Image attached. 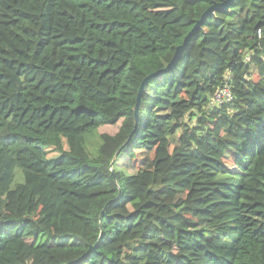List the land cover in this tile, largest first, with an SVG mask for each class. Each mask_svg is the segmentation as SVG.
Wrapping results in <instances>:
<instances>
[{"label":"trees","instance_id":"1","mask_svg":"<svg viewBox=\"0 0 264 264\" xmlns=\"http://www.w3.org/2000/svg\"><path fill=\"white\" fill-rule=\"evenodd\" d=\"M222 1L0 0V264H264V0L209 16L129 140Z\"/></svg>","mask_w":264,"mask_h":264},{"label":"water","instance_id":"2","mask_svg":"<svg viewBox=\"0 0 264 264\" xmlns=\"http://www.w3.org/2000/svg\"><path fill=\"white\" fill-rule=\"evenodd\" d=\"M234 0H224L221 3H215L213 4L211 7H209V9H207V11L202 15L201 19H199L197 21V23L194 25V27L191 29V31L186 35L183 43L181 45H179L173 55V58L171 59V61L167 64V66L157 72L151 73L150 75H148L147 77H145V79L142 81L139 92H138V97H137V104L135 106V114H136V123H135V128L133 130V132L131 133L129 140L131 139V137L134 135V133L136 132L137 128H138V124H139V117H140V113H139V107H140V98L141 95L146 87V85L155 77L163 75L167 72H169L170 70H172V68L176 65V63L178 62L181 53L183 52V50L185 49V47L188 45V43L190 42L191 38L194 36V34L198 31V29L203 25V23L209 18V16L213 13H215L217 10L220 9H224V8H229V6L233 3ZM129 140L125 143V145L129 142ZM122 149V148H121ZM121 149L118 150V152L116 153V155L114 156V159L111 162V167L114 166L116 158L118 153L121 151Z\"/></svg>","mask_w":264,"mask_h":264},{"label":"rangeland","instance_id":"3","mask_svg":"<svg viewBox=\"0 0 264 264\" xmlns=\"http://www.w3.org/2000/svg\"><path fill=\"white\" fill-rule=\"evenodd\" d=\"M121 122L122 120H120L115 125H103L98 130L86 134L85 147L90 155H96L98 152V148L101 143V138L99 136V133L115 134L119 130ZM56 154L57 153L54 151L50 153V155H56ZM126 161H127V158L123 157L118 161V164L124 165ZM16 171H17L16 183L23 182L25 180L23 171L21 169H16Z\"/></svg>","mask_w":264,"mask_h":264},{"label":"built area","instance_id":"4","mask_svg":"<svg viewBox=\"0 0 264 264\" xmlns=\"http://www.w3.org/2000/svg\"><path fill=\"white\" fill-rule=\"evenodd\" d=\"M246 59H249L247 57ZM233 99V92L229 85L225 84L213 96L212 102L216 105H221L222 103L229 102Z\"/></svg>","mask_w":264,"mask_h":264}]
</instances>
